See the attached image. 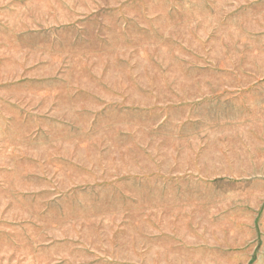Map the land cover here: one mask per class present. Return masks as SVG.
<instances>
[{"label": "rangeland", "instance_id": "rangeland-1", "mask_svg": "<svg viewBox=\"0 0 264 264\" xmlns=\"http://www.w3.org/2000/svg\"><path fill=\"white\" fill-rule=\"evenodd\" d=\"M0 264H264V0H0Z\"/></svg>", "mask_w": 264, "mask_h": 264}]
</instances>
